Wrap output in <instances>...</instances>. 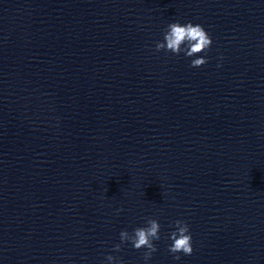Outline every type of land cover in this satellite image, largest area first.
<instances>
[{
    "label": "clouds",
    "instance_id": "obj_1",
    "mask_svg": "<svg viewBox=\"0 0 264 264\" xmlns=\"http://www.w3.org/2000/svg\"><path fill=\"white\" fill-rule=\"evenodd\" d=\"M211 45V37L200 24L192 22L181 24L176 21L167 25L163 40L155 43V51H164L174 55L183 53L185 57H197L191 60L190 67L199 68L208 62L206 56H199V54H206ZM173 226L175 230L169 234L172 243L168 246V251L175 260H179V253L192 254V236L189 225L185 221L176 220ZM160 229L158 219L148 217L145 220V226L136 227L131 233L122 230L119 233L120 243L113 246V251L120 252L122 245L126 243H130L136 250L146 249L143 253V260L147 264L153 253L158 251L154 241L160 240ZM105 261L107 264H123L122 260L113 255H107Z\"/></svg>",
    "mask_w": 264,
    "mask_h": 264
}]
</instances>
